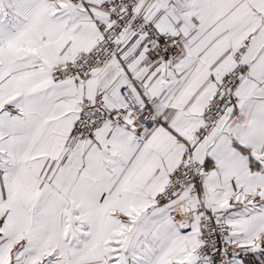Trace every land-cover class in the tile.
Instances as JSON below:
<instances>
[{"label": "snow or ice", "instance_id": "snow-or-ice-1", "mask_svg": "<svg viewBox=\"0 0 264 264\" xmlns=\"http://www.w3.org/2000/svg\"><path fill=\"white\" fill-rule=\"evenodd\" d=\"M0 264H264V0H0Z\"/></svg>", "mask_w": 264, "mask_h": 264}]
</instances>
